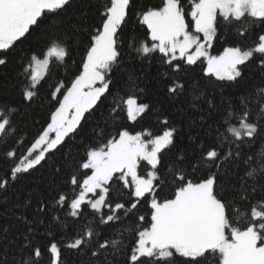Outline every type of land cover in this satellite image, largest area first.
Instances as JSON below:
<instances>
[{
  "label": "snow or ice",
  "instance_id": "obj_1",
  "mask_svg": "<svg viewBox=\"0 0 264 264\" xmlns=\"http://www.w3.org/2000/svg\"><path fill=\"white\" fill-rule=\"evenodd\" d=\"M189 7L0 0V67L17 69L0 73V140L13 141L0 153L10 162L0 176L8 217H0V264H41L45 254L48 264H65V250L79 264H264V146L251 151L264 143V0H189ZM221 20L236 39L211 55ZM127 50L149 63L159 53L165 99L190 89L188 108L173 118L148 100L145 65L137 74ZM201 58L219 106L201 89L203 77L184 67ZM54 64L65 76L49 85L46 125L30 142L17 138L19 117L40 99ZM246 72L258 82L249 85ZM230 88L238 95L225 97ZM57 155L45 180L16 189L22 173ZM85 207L96 223L64 233L68 221L55 213L78 220Z\"/></svg>",
  "mask_w": 264,
  "mask_h": 264
},
{
  "label": "trees",
  "instance_id": "obj_2",
  "mask_svg": "<svg viewBox=\"0 0 264 264\" xmlns=\"http://www.w3.org/2000/svg\"><path fill=\"white\" fill-rule=\"evenodd\" d=\"M185 8L190 11L189 7V0H182ZM138 4H147L149 6H157L161 3V0H137ZM190 20V18H189ZM258 30V29H257ZM141 33L144 31L143 28L140 29ZM219 37L211 47V52L213 54H219L225 46H228V44L225 43V40H227L229 43L233 42L236 39V31L235 27H225L223 21L221 20L220 25V31H219ZM143 38L142 36L140 37ZM242 43H251V40L248 41H242ZM136 44L138 46L139 40L136 41ZM126 51V63L137 70V74L140 71V65L143 63L145 65L144 68V76L141 77V79L144 80L146 86H147V98L150 100L153 104L158 105L162 107V109L167 112L168 114L172 115L173 118L176 117L177 107H183L185 109L188 108V103L192 99L190 89H186L185 93L180 96L175 101H169L165 99V85L169 82L167 77H164L162 73L167 70L166 65H161L159 63V53H154L153 59L151 63H149L147 60L137 59L135 61L128 58ZM132 55L135 56L136 53L132 52ZM71 63V61H69ZM203 59L199 60L196 65H185L184 67L188 69V75L191 77H203ZM15 71H17L16 68L13 66H9V68L4 69L0 67V73H6L9 76H14ZM183 76L184 74L181 73ZM65 76V68L64 67H57V65H53L49 71L48 76L43 80L42 86L40 87V99L32 105L31 108L25 109L18 120V137L25 138L28 142H30L35 135L38 134L39 130H42L43 126L46 125L48 114L50 111V107L47 102V92L49 90V85L54 84L56 80L63 78ZM127 77H125L126 79ZM246 78L248 80L249 85L252 83H256L258 81L254 80L250 72H246ZM214 81V78H213ZM199 83L201 85V89L204 91L205 95L212 94L215 96V102L219 106L221 104V97L219 95V90H217L215 93L212 92L213 89V82L210 81L207 77H203L202 80H199ZM216 83H227V82H216ZM238 95V92L235 88L225 89L224 95L225 97L230 95ZM110 99V98H109ZM193 111L194 110H190ZM97 115H99V111L97 112ZM95 123V121H93ZM90 130V125L87 126ZM134 130H140V125L135 126ZM12 140H8L7 143H5L4 140H0V153L4 152L7 147L11 146ZM264 146V143L257 142V145L255 148H252V152H259L261 147ZM53 159H58L57 157L49 156L47 162H42V167L38 166L36 170L32 171L31 176L29 174H21V179L19 182H14L16 189H19L21 192H23L24 188L26 186H34V182L37 178H41V181L45 180L47 177V174L50 171V165L53 161ZM10 166V162L6 161L2 157H0V176H3L4 173L8 170ZM146 169L142 166L140 170V174H144ZM41 187H43V183H41ZM113 188H116V185H113ZM12 190L10 189V192ZM54 195V193H53ZM113 196L116 195V191H113ZM125 198L127 196L125 195ZM3 197H0V200H2ZM105 213L107 212V209L104 210ZM144 211V205L141 206V213ZM55 214L60 215L63 219L68 221V228L63 229V232L67 235H71L73 229L77 228L78 226H87L89 222L91 221L93 225L96 223L95 220H93V212L90 208L85 207L83 215L77 220L70 216H64V212H56ZM0 217L3 218V220H7L8 217L3 214L2 210H0ZM98 214H96V219L98 220ZM124 226L126 227H132L131 220H125ZM103 227V226H101ZM117 227H120L119 222H117ZM99 230V229H98ZM43 232V228L40 230ZM105 232L109 231L108 229H104ZM57 239H59V234L57 235ZM132 239L131 233H125V244L129 243ZM37 242L44 246L48 241L44 236L38 235L37 236ZM65 264H79V257L74 251L65 250L64 256ZM41 264H48V256L47 254L44 255V257L41 260Z\"/></svg>",
  "mask_w": 264,
  "mask_h": 264
},
{
  "label": "rangeland",
  "instance_id": "obj_3",
  "mask_svg": "<svg viewBox=\"0 0 264 264\" xmlns=\"http://www.w3.org/2000/svg\"><path fill=\"white\" fill-rule=\"evenodd\" d=\"M208 51H209V53H210L211 55H219V54H213V53L211 52V48H210ZM201 59H203V58H201Z\"/></svg>",
  "mask_w": 264,
  "mask_h": 264
}]
</instances>
